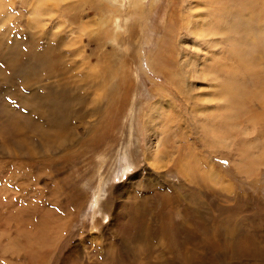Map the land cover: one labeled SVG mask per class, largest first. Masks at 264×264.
<instances>
[{
    "label": "rangeland",
    "instance_id": "1",
    "mask_svg": "<svg viewBox=\"0 0 264 264\" xmlns=\"http://www.w3.org/2000/svg\"><path fill=\"white\" fill-rule=\"evenodd\" d=\"M249 2L0 0L2 49L49 42L33 84L84 97L65 146L0 131V264H264V103L212 17L194 34L185 22L261 10ZM212 56L228 69L202 73Z\"/></svg>",
    "mask_w": 264,
    "mask_h": 264
},
{
    "label": "bare ground",
    "instance_id": "2",
    "mask_svg": "<svg viewBox=\"0 0 264 264\" xmlns=\"http://www.w3.org/2000/svg\"><path fill=\"white\" fill-rule=\"evenodd\" d=\"M260 1L262 5H261V10L258 13H256V11L255 13H253L254 12L253 11L252 14H247L246 12L243 11L242 8L239 11L234 10L233 12L230 13L229 12L230 8L228 7L229 5L225 6L227 9L226 8L222 9V7L218 6L217 8L218 11L220 12L222 11L221 14L222 16L220 18H218L216 14H209L208 12H206L207 10L206 11L204 10L203 12H197L196 17L195 14L191 15L193 19L187 20L185 22L189 28V32L191 34H194V32L196 31L195 28L197 24L199 25L197 21L198 19L203 21V17H204V21H205V20H210V16L212 17L211 20L213 22H212V26L207 31L208 34L211 35V38H213L215 35V37L219 36L221 41H225L227 44L226 46L228 52H231L237 56L236 59H238L240 66L244 70H247L249 75H250L249 68L253 70L252 71L253 75H251L252 80L254 81L255 84L258 85L257 86L258 91L256 92V95L264 103V68L259 70L256 68V66H254L257 63V58L252 56L253 54L251 52L254 51L253 50L254 48L256 51L262 53L264 56V45L262 44L264 43V30H260L262 27H264V0H260ZM252 3H254V1ZM208 6L209 5H207V7ZM199 16L201 17V19L199 18ZM234 18H237V20L233 21ZM194 19L197 21V24H195ZM252 19L253 20L257 19L256 22L257 24L255 26L252 24L253 23ZM260 21H262V23L259 25ZM21 30L22 29H20V31ZM15 31L16 30H12L13 32L12 34H14ZM25 31L26 29L22 30L23 32L22 36L26 34ZM218 40L219 39L215 38V42ZM208 42L209 44L214 45L213 44L214 41L211 43L208 40ZM16 43H19V40L17 38H15L14 41H11L10 44H6L9 46L7 50H3L2 49L3 45L0 43L1 44L0 59L2 61L1 64H3L0 67V100L2 99L8 100L9 103L7 101L6 102L9 105L13 103V109L7 110L10 109V106H8L9 107L8 108L7 105L5 104L6 106L4 105L5 107L2 108L3 105H1L0 102V111H2L1 113L5 112V115L3 116L5 118L4 119L2 118L3 122H1V127H0V131L2 130L7 137L5 145H9L10 147L22 148L24 144L26 145L34 144L32 136L29 135V132H31L33 134H39L40 135L39 137H43L46 145L49 146L51 150L53 149L52 146L54 143L58 144V146H65L67 140H69L68 133H70L69 129H70V121L73 118L72 115L76 114L75 111L72 110L73 108L71 104L76 101L82 102L84 100V97L76 93H73L74 97H71L70 89L72 88H68V87L72 85L67 86V83L60 84L59 88L57 87L55 88L53 84L48 83L46 84V86H44L45 89H42L40 86L34 85L32 81H34L35 79L34 77H36V74L34 77H32V73L33 71L35 72L38 66L41 65L43 62L49 64L51 63L49 58H45V56L50 51V49H52V45L46 41L43 44L42 51H40L41 50V48L39 49L40 42L38 43V41L37 42L34 41V43L29 44L30 48L21 49V51H17V50L15 51V46H17ZM243 51L244 54L242 55ZM245 54H247L248 57H245L244 56ZM228 55L230 56V54H226V56ZM222 56L223 54H221L220 57ZM220 57L217 56V58H215V56L214 57L212 56L211 58L213 59L216 65L213 66L210 65L209 63H206L204 67L205 72L202 73L214 74L215 71L218 69V67L219 69L225 67V69L227 70L230 65L229 66L225 65L223 63L224 61L222 62L221 61L222 59H220ZM236 62L237 61H235V63ZM229 63L231 62L229 61ZM15 77L18 81L13 80ZM101 78L102 81L100 83L105 85L106 82L103 73H101ZM227 78L229 77L227 76ZM229 82L230 81L226 83L230 84ZM242 83L243 82H241V84ZM220 85H223V83ZM79 92L80 91H78V93ZM225 92L226 94L223 96L224 100L226 101L224 103L226 105L225 107L228 108V110L235 109L237 104L241 102L238 93L233 91L231 88H227ZM8 94H11L12 96H14V98L9 97L10 95ZM19 111L20 114H18ZM2 150L0 152H2ZM250 236L251 235H249V237Z\"/></svg>",
    "mask_w": 264,
    "mask_h": 264
},
{
    "label": "crops",
    "instance_id": "3",
    "mask_svg": "<svg viewBox=\"0 0 264 264\" xmlns=\"http://www.w3.org/2000/svg\"><path fill=\"white\" fill-rule=\"evenodd\" d=\"M190 251H192L195 254L194 250L191 249Z\"/></svg>",
    "mask_w": 264,
    "mask_h": 264
}]
</instances>
